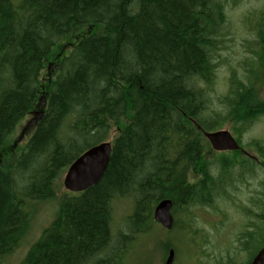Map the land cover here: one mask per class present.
Returning <instances> with one entry per match:
<instances>
[{
    "label": "trees",
    "instance_id": "1",
    "mask_svg": "<svg viewBox=\"0 0 264 264\" xmlns=\"http://www.w3.org/2000/svg\"><path fill=\"white\" fill-rule=\"evenodd\" d=\"M240 1L0 0V264L29 231L32 204L54 199L58 176L114 127L104 177L60 200L57 217L21 264H121L129 246L154 231V208L164 199L173 201L175 220L164 230L171 236L163 241L164 253L173 249L179 259L181 232H187L198 246L195 262L200 254L210 257L199 251L208 246L207 233L195 226L194 210L216 213L231 190L249 186L258 168L264 170L263 140L250 144L262 165L241 160L239 151L211 152V159L208 141L193 124L209 132L233 120L241 143L264 116V6L251 15L254 39L247 42L248 56L233 66L241 71L230 69L223 111L213 109L215 61L228 34L225 12ZM64 41L71 42L70 53L57 61ZM52 61L58 72L40 106L41 78ZM37 109L43 119L10 157L8 139ZM261 186L263 211L245 210L237 243L227 244L226 258L214 256V264H250L264 246V180ZM121 203L131 211L117 230ZM226 219L215 227L222 230ZM254 242L260 245L252 251Z\"/></svg>",
    "mask_w": 264,
    "mask_h": 264
},
{
    "label": "rangeland",
    "instance_id": "2",
    "mask_svg": "<svg viewBox=\"0 0 264 264\" xmlns=\"http://www.w3.org/2000/svg\"><path fill=\"white\" fill-rule=\"evenodd\" d=\"M264 6V0H242L239 2V5H235L229 3L226 10L227 22H226V31L228 32L227 36L225 37L226 41L222 45V49L219 51L218 59L215 61L218 65L217 70V82L215 85V92L211 95L213 99V109L217 110L218 112L223 111V105L220 103V97L222 95L227 94L228 90V81L230 79V69L233 66H238L244 58L248 56L247 42H252L253 35H251V15L253 12H257L262 9ZM251 27V28H250ZM249 42V43H250ZM71 42L64 41L61 44V48L57 49L55 52L54 57L57 58V61L62 59L63 55L70 53V44ZM60 46V45H59ZM58 48V47H57ZM59 59V60H58ZM57 63L55 61L48 62L44 68L43 76L41 78V82L43 83V90H41L38 105L41 106L42 101L45 99V87L50 84L53 78H55L57 70ZM241 71L240 67H233ZM260 97L264 100V83L263 88L260 91ZM41 108V107H40ZM40 109L35 110L38 111ZM31 113L30 116L26 117L19 126L16 128L15 133H13L10 138L8 139V148L11 149L10 157L12 155L17 156L19 153V149L26 146L28 140L31 138L33 131L29 130L28 132H24V128L28 122H30L31 118H33L34 113ZM235 121L224 122L219 127H217L213 131H221V130H228L231 134L238 139V134H235L234 124ZM118 134L117 127L109 134L107 140L109 142H114L115 136ZM257 140L264 141V116L259 118L254 125H252L248 131H245L244 134L241 136V146L246 150L253 157H259V153L254 145H250L252 142ZM210 147V145H209ZM217 153L213 151L211 147L209 158H213L214 155L211 153ZM209 153V152H208ZM225 155L230 156L231 152H222ZM232 154V153H231ZM241 160L246 159V156L240 154L238 156ZM260 158V157H259ZM258 175L255 179H249V186H238V191L229 193L231 198L230 200H225V204L222 206L220 205L216 207L215 213L213 209L209 208L205 212H202L203 215L197 214L199 210H194V213L199 216V220H196L195 225L198 229H202L207 233V243L208 246L205 245L199 251L205 252L209 254L210 257H205L202 259L201 254L199 255L200 260L193 259L194 253L197 252V247L194 244L189 243L187 236V232H181V239L183 241L182 251L179 254V259H175V264H214L216 257L214 256H222L226 258V247L227 244L234 245L237 243V233H240L241 229L238 226L240 224H244L247 222L248 217L245 216V210L250 208L256 214H260L263 211L261 207L260 200L263 198L261 195V191L263 187L261 186V181L264 180V170L263 168H258ZM67 170L63 171L57 178L55 182L54 189L56 191V196L54 199L46 200V201H35L32 204L30 211L33 212L34 217L32 218V222L30 225V229L27 234L24 236V239L20 246L16 249V251L6 259L5 264H21L26 254L29 252V249L32 245L35 244L44 233V231L50 226V224L55 220L58 215L59 204L60 200L64 196H69L73 193L70 191L68 192L64 188V180L65 174ZM116 219L115 225L116 229L118 230L121 227V219L130 213V205H126L125 203L118 204L116 207ZM219 211V213H218ZM224 215L219 216L218 214ZM228 215V216H227ZM183 216V215H182ZM230 217V221L227 220ZM207 218V221L205 220ZM227 218V222H225V227L221 230L223 226H219L218 229L215 227V222L219 219L223 220ZM252 220V218H250ZM185 221V220H183ZM254 221V219H253ZM255 223V221H254ZM154 231L150 233L142 235L137 241L133 242L131 246H129L128 251L124 254V257L121 264H165L167 259V252L165 251V246L163 241H165L167 236L162 229V227L156 223ZM223 233V234H220ZM226 234V235H225ZM225 235V237H224ZM179 236V234H178ZM174 238L177 236L174 235ZM259 239V238H258ZM261 240V239H260ZM162 243V244H161ZM259 243L254 242L251 244V250L254 251L259 247ZM248 256L245 257V260ZM241 261L242 258L239 257ZM176 261H178L176 263Z\"/></svg>",
    "mask_w": 264,
    "mask_h": 264
},
{
    "label": "water",
    "instance_id": "3",
    "mask_svg": "<svg viewBox=\"0 0 264 264\" xmlns=\"http://www.w3.org/2000/svg\"><path fill=\"white\" fill-rule=\"evenodd\" d=\"M44 116V111H37L33 118L24 128V132H28L35 127ZM207 139L208 143L215 152H235L241 151L255 161H259L258 157L249 155L238 143L237 139L228 130L221 131H205L202 126L193 122ZM113 144L109 141H103L100 144L91 146L83 154H81L73 163L70 164L64 180V188L69 192L80 194L99 183L104 177V173L109 166L113 154ZM153 219L159 223L162 228L171 231L174 227L175 220L172 214L173 201L164 199L154 208ZM175 251L172 249L168 252V258L165 264H174ZM250 264H264V246L253 258Z\"/></svg>",
    "mask_w": 264,
    "mask_h": 264
},
{
    "label": "flooded vegetation",
    "instance_id": "4",
    "mask_svg": "<svg viewBox=\"0 0 264 264\" xmlns=\"http://www.w3.org/2000/svg\"><path fill=\"white\" fill-rule=\"evenodd\" d=\"M241 154H243L244 156H246V154L245 153H243V152H240ZM247 157V156H246ZM249 158V157H248ZM257 164H259V165H262V163H261V161L259 162H257Z\"/></svg>",
    "mask_w": 264,
    "mask_h": 264
}]
</instances>
